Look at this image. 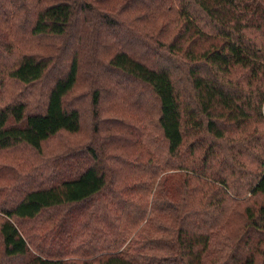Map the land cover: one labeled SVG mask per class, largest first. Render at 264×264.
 Masks as SVG:
<instances>
[{
    "label": "trees",
    "instance_id": "obj_1",
    "mask_svg": "<svg viewBox=\"0 0 264 264\" xmlns=\"http://www.w3.org/2000/svg\"><path fill=\"white\" fill-rule=\"evenodd\" d=\"M0 264H264V0H0Z\"/></svg>",
    "mask_w": 264,
    "mask_h": 264
},
{
    "label": "rangeland",
    "instance_id": "obj_2",
    "mask_svg": "<svg viewBox=\"0 0 264 264\" xmlns=\"http://www.w3.org/2000/svg\"><path fill=\"white\" fill-rule=\"evenodd\" d=\"M146 29H142V31H145ZM21 85H19V87H20ZM19 87H16V89L15 90H13L12 88H11V86L9 85V87H8V89L10 90V91H13V93H16L17 92V89L19 88ZM263 126V125H262ZM19 151H17V150H12V151H10L9 153H7V154H5V157L7 158V159H9V160H13V161H17L18 162V157H16L15 158V156H18V153ZM23 156H27V157H32V153L31 152H26V153H23L22 154ZM36 163V162H35Z\"/></svg>",
    "mask_w": 264,
    "mask_h": 264
}]
</instances>
